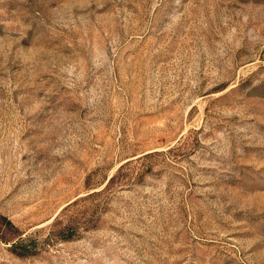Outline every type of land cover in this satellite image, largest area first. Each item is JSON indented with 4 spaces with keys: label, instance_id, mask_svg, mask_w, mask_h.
Wrapping results in <instances>:
<instances>
[{
    "label": "rangeland",
    "instance_id": "obj_1",
    "mask_svg": "<svg viewBox=\"0 0 264 264\" xmlns=\"http://www.w3.org/2000/svg\"><path fill=\"white\" fill-rule=\"evenodd\" d=\"M0 264H264V0H0Z\"/></svg>",
    "mask_w": 264,
    "mask_h": 264
}]
</instances>
